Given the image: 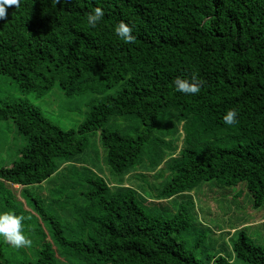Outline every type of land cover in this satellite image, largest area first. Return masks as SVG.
<instances>
[{"label": "trees", "instance_id": "obj_1", "mask_svg": "<svg viewBox=\"0 0 264 264\" xmlns=\"http://www.w3.org/2000/svg\"><path fill=\"white\" fill-rule=\"evenodd\" d=\"M96 7L104 15L90 27L86 16ZM120 22L133 41L116 35ZM0 75L37 97L57 85L85 108L65 129L27 100H0V120L15 125L14 136L0 137V188L20 186L29 209L3 202L24 217L32 241L16 248L0 239V264H231L187 251L186 204L156 209L210 180L243 183L253 206L263 203L264 0H20L0 19ZM177 77L199 83V92L177 91ZM230 108L238 115L228 125ZM178 122L182 146L170 156ZM94 133L115 184L88 166L60 168ZM166 157L151 200L122 185ZM56 176L42 196L37 187ZM231 250L264 264V241L241 229Z\"/></svg>", "mask_w": 264, "mask_h": 264}, {"label": "rangeland", "instance_id": "obj_2", "mask_svg": "<svg viewBox=\"0 0 264 264\" xmlns=\"http://www.w3.org/2000/svg\"><path fill=\"white\" fill-rule=\"evenodd\" d=\"M27 100L39 107L41 111L54 123L62 128H75L84 118L83 101L81 99H67L62 90L56 85L47 94L37 97L34 93H21L16 87V83L5 75H0V100ZM182 122H178V132L173 138L172 149L169 150L170 156L178 154L182 146L183 133L181 131ZM15 125L11 119L0 120V137L3 134L14 136ZM90 144L82 154L76 156L71 162L63 164L60 168L75 164L76 167L88 166L97 173L103 175L108 182L116 183L108 173V168L103 162V151L98 147L97 133L90 134ZM16 140L21 142V138L16 136ZM15 140V141H16ZM98 156L94 158L95 151ZM152 170H137L129 173L121 179L122 185L134 188L146 200H151L158 184L163 181L160 175L167 174L162 171L164 161ZM59 168V169H60ZM61 174V170L58 172ZM141 175V177H140ZM57 181L56 177H50L42 182L38 188L42 196L47 195V189L54 187ZM0 188V212L6 211L4 199H10L16 206L24 204L25 209H29L26 202L19 195L20 186ZM34 191V188H30ZM10 192L11 194H9ZM188 206L191 217V228L185 236V247L188 252L202 260L208 255L220 254L231 261V264H249L233 256L231 243L237 237L241 229L246 237L254 243H263L264 241V201L255 207L252 204L249 193L246 191L243 183L223 187L210 180L203 182L189 192L179 194L173 200H167L160 206L162 214H168L175 211L179 203ZM155 210V209H154ZM198 239V241H197ZM212 261L209 262V264Z\"/></svg>", "mask_w": 264, "mask_h": 264}, {"label": "clouds", "instance_id": "obj_3", "mask_svg": "<svg viewBox=\"0 0 264 264\" xmlns=\"http://www.w3.org/2000/svg\"><path fill=\"white\" fill-rule=\"evenodd\" d=\"M8 6H20V0H0V19L6 15ZM104 13L102 8L96 7L92 9L86 16L88 26L95 27L98 21L101 20ZM116 35L124 42L134 40L132 28L125 22H120L114 29ZM174 87L177 91L185 94H196L200 90V84L177 77L174 81ZM237 110L235 108L228 109L222 119L225 124H233L237 119ZM24 217L14 212H0V239H3L16 248L31 245L32 241L22 231V221Z\"/></svg>", "mask_w": 264, "mask_h": 264}]
</instances>
